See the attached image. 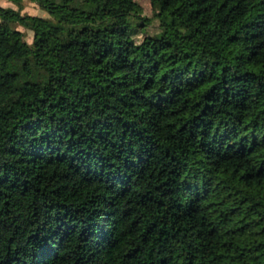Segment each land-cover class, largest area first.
<instances>
[{
    "label": "trees",
    "instance_id": "1",
    "mask_svg": "<svg viewBox=\"0 0 264 264\" xmlns=\"http://www.w3.org/2000/svg\"><path fill=\"white\" fill-rule=\"evenodd\" d=\"M33 1L0 4V264H264V0H150L142 39L139 0Z\"/></svg>",
    "mask_w": 264,
    "mask_h": 264
},
{
    "label": "rangeland",
    "instance_id": "2",
    "mask_svg": "<svg viewBox=\"0 0 264 264\" xmlns=\"http://www.w3.org/2000/svg\"><path fill=\"white\" fill-rule=\"evenodd\" d=\"M141 5H142V15L148 17V20L146 21L148 25L146 26L144 31L139 32L138 34L135 35L137 39H142L147 33L149 34H154L158 31H160V19L156 15V11L151 3L150 0H139ZM0 4L4 6H13L16 8H21L22 12L25 13H31V14H39V15H44L48 16V12L46 11L45 8H43L41 5H39L37 2L33 0H24L22 7L18 6L14 2L10 0H0ZM108 9L107 6H102L101 10L106 11ZM134 22L138 21L137 17H135ZM15 27L23 31L25 33L26 39L32 43L34 41V31L31 29L26 28L25 26L16 23Z\"/></svg>",
    "mask_w": 264,
    "mask_h": 264
}]
</instances>
